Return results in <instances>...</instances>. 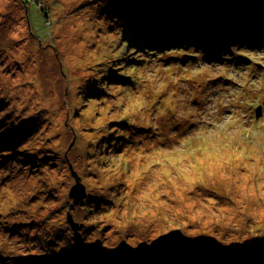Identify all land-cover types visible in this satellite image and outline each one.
Returning a JSON list of instances; mask_svg holds the SVG:
<instances>
[{"label": "rangeland", "instance_id": "1", "mask_svg": "<svg viewBox=\"0 0 264 264\" xmlns=\"http://www.w3.org/2000/svg\"><path fill=\"white\" fill-rule=\"evenodd\" d=\"M181 1L0 0V264L264 243V0Z\"/></svg>", "mask_w": 264, "mask_h": 264}, {"label": "water", "instance_id": "2", "mask_svg": "<svg viewBox=\"0 0 264 264\" xmlns=\"http://www.w3.org/2000/svg\"><path fill=\"white\" fill-rule=\"evenodd\" d=\"M261 112L259 107L257 115L260 116ZM79 180L76 178L77 184L72 190L84 188ZM81 192V196L85 197L83 190ZM69 222L75 229L76 224L72 222L71 216ZM75 236L81 253L80 260L84 264H264V243L244 246L237 251L236 256L222 257L212 255L217 246L211 238L204 235L192 238L178 229L162 234L150 243L142 242L132 246L122 241L116 249L103 252L87 251L80 240V234L75 233Z\"/></svg>", "mask_w": 264, "mask_h": 264}, {"label": "trees", "instance_id": "3", "mask_svg": "<svg viewBox=\"0 0 264 264\" xmlns=\"http://www.w3.org/2000/svg\"><path fill=\"white\" fill-rule=\"evenodd\" d=\"M19 1H21V2H23V3H25V4H27L28 5V3L30 2V3H34L35 5H41V3L40 2H43L44 0H19ZM190 2H191V0H189ZM188 0H187V3H184L185 1L184 0H182L181 1V3L178 5V7H182L183 8V15H179V14H177V16H178V20L177 21H179V22H181L182 23V25H184L185 26V28L189 31V34H191V36H194V37H196V36H201V38H200V42H199V45H197V46H190V44H191V42H188V43H183V42H181L182 41V39L181 40H177V43H178V45H179V47H174L171 43H174V42H176V40H170L169 41V44L168 43H166V44H164L165 46H167V44H168V48L170 49V50H173V49H186V48H188V47H191V51L190 52H188V54L187 55H185V56H188L189 58H191V59H195V57H193L191 54H194V52H196V48H197V50L198 49H200L201 48V44H202V41H203V36H202V31L203 32H208V30L209 31H211V34H212V36L211 35H209L206 39H204V40H208L209 42H213V43H215V41H220V40H223V39H225L226 37H228L229 36V34H223V33H221V34H219V33H216V35H213V34H215V31H214V27H213V24L212 23H209V24H207V25H205V26H202V28H201V30L199 29V32L198 31H194V32H191V29H193L194 28V25H188V24H186L185 22H186V18H185V15H186V13H185V7L186 8H190L191 7V5H188V4H190V2H189ZM193 5H194V2H193ZM42 6V5H41ZM211 6H209V8H210ZM223 7H225V6H219V8H216V10L217 11H220V9H222ZM180 11H182V10H180ZM197 12V11H196ZM44 13V12H43ZM174 14V13H173ZM189 17H190V15H189ZM177 21H175V22H177ZM152 22V21H151ZM150 22V24H152ZM150 28H151V30H153L154 28L153 27H151V26H149ZM185 36H188L187 34H185L184 35V37ZM188 40H189V38H188ZM231 41L233 42L234 41V39H232L231 38ZM184 44H188L187 46H185ZM195 44H196V42H195ZM194 45V44H193ZM174 47V48H173ZM221 48H225V46H223V45H221ZM233 49V48H232ZM206 56V55H205ZM197 57V56H196ZM206 58L207 59H209V57L208 56H206ZM113 71V70H112ZM35 260H38L37 261V263L36 264H69L70 262H68L67 260H66V257H64L63 255H61L60 254V256H55V255H39L38 256V258L36 257L35 258Z\"/></svg>", "mask_w": 264, "mask_h": 264}, {"label": "bare ground", "instance_id": "4", "mask_svg": "<svg viewBox=\"0 0 264 264\" xmlns=\"http://www.w3.org/2000/svg\"><path fill=\"white\" fill-rule=\"evenodd\" d=\"M179 13H181L182 15L184 14L183 13V11H180L179 10ZM237 20V19H236ZM261 113H263V112H261ZM210 171L208 170L207 171V175H208V173H209ZM218 174V173H217ZM218 176H219V174H218ZM214 178H218V179H220V177H214ZM250 178V177H249ZM249 180V182H246V184H247V186H249V185H251V184H253V183H255L256 181H255V179H248ZM257 183H258V181H257Z\"/></svg>", "mask_w": 264, "mask_h": 264}]
</instances>
